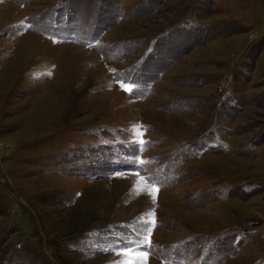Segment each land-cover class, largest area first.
Listing matches in <instances>:
<instances>
[{
  "label": "rangeland",
  "instance_id": "1",
  "mask_svg": "<svg viewBox=\"0 0 264 264\" xmlns=\"http://www.w3.org/2000/svg\"><path fill=\"white\" fill-rule=\"evenodd\" d=\"M0 264H264V0H0Z\"/></svg>",
  "mask_w": 264,
  "mask_h": 264
}]
</instances>
